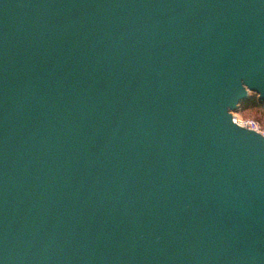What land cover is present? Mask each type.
I'll return each mask as SVG.
<instances>
[{"label":"water","instance_id":"95a60500","mask_svg":"<svg viewBox=\"0 0 264 264\" xmlns=\"http://www.w3.org/2000/svg\"><path fill=\"white\" fill-rule=\"evenodd\" d=\"M241 79L264 0H0V264H264Z\"/></svg>","mask_w":264,"mask_h":264},{"label":"clouds","instance_id":"9594fccd","mask_svg":"<svg viewBox=\"0 0 264 264\" xmlns=\"http://www.w3.org/2000/svg\"><path fill=\"white\" fill-rule=\"evenodd\" d=\"M241 86L244 93L249 98H255V103L244 99L238 100L233 107L229 104L226 108V114L231 118V125L245 131L255 134L264 142V92L258 91L251 87L249 83L241 79Z\"/></svg>","mask_w":264,"mask_h":264},{"label":"trees","instance_id":"16d2710c","mask_svg":"<svg viewBox=\"0 0 264 264\" xmlns=\"http://www.w3.org/2000/svg\"><path fill=\"white\" fill-rule=\"evenodd\" d=\"M246 101H250V102H253V103H255V102H256L254 97H253V98H249V99H248V100H246Z\"/></svg>","mask_w":264,"mask_h":264}]
</instances>
